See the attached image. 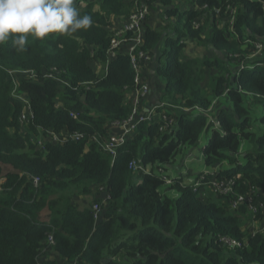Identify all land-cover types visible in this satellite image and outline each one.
<instances>
[{
	"label": "trees",
	"instance_id": "trees-1",
	"mask_svg": "<svg viewBox=\"0 0 264 264\" xmlns=\"http://www.w3.org/2000/svg\"><path fill=\"white\" fill-rule=\"evenodd\" d=\"M134 1L86 0L78 12L91 17L89 28L42 39L28 34L25 50L12 46V36L0 44V178H6L0 188V264H264V232L244 227L263 219L264 209H233L228 194L206 184L211 178L236 177L239 192L254 186L260 189L256 203L264 202V115L252 118L258 105L264 107V52L251 57L255 46L249 41L264 43V0L232 2L235 31L219 23L229 16L226 0H197L209 6L202 12L167 8L178 17L172 34L145 27L142 48L154 57L150 79L156 93L162 84L156 102L164 103L159 109L175 122L164 130L159 117L141 123L113 160L93 136L107 135L109 125L132 110L127 99L135 85L130 55L120 51L108 63V49L112 19L128 16ZM215 6L222 7L220 16ZM202 14L206 22L194 28ZM186 37L207 54L186 55L181 42ZM95 62L107 65V72L95 70ZM51 69L60 74L44 77ZM21 94L34 113L25 127ZM38 126L79 131L83 137L47 141L40 150L32 141ZM207 131L211 135L202 153L209 169L194 177L185 174L167 183L156 173L130 168L136 159L165 170L179 155L184 158L185 147L198 146ZM244 141L249 148L241 151ZM3 164L14 171L4 174ZM33 176L40 177L38 185ZM101 185L111 200L96 222L91 204L101 201ZM88 195L91 204L82 208L78 199ZM45 210L48 219L42 218ZM222 235L247 243L226 246Z\"/></svg>",
	"mask_w": 264,
	"mask_h": 264
},
{
	"label": "built area",
	"instance_id": "built-area-1",
	"mask_svg": "<svg viewBox=\"0 0 264 264\" xmlns=\"http://www.w3.org/2000/svg\"><path fill=\"white\" fill-rule=\"evenodd\" d=\"M228 3L227 10L229 11V16H224L220 18V25L229 27L232 31H235V21L237 18V8L232 3L234 0H226ZM86 5V0H81L79 6L83 7ZM209 6L208 4L202 5L201 9L205 10ZM214 13L217 16H220L222 7L215 6ZM151 12V6L149 4V0H135L132 12L128 16H123L121 23L118 26L113 25L111 31L113 32V37L111 40L110 47L108 49V63L111 59L116 57L118 53L124 52L130 55L132 68L135 70V85L133 89H129L127 93L128 102L132 105V110L130 114L122 120L112 122L109 125L108 134L104 136H93V140L98 143L99 147L102 148L103 151L109 153L113 160L116 159L119 153V149L127 142V140L131 139L140 124L146 121H151L155 117H159L164 120L165 125L161 127V130L167 128L170 124L175 122V118L169 115L165 110H160L159 108L164 106V103L156 104L155 106H151L150 108L145 107V102L149 98L152 92V83L146 72V67L152 61L153 54L143 49L142 46L145 43V23L148 19V16ZM203 21V20H200ZM196 28L199 27V23L197 19L194 21ZM195 28V27H194ZM186 38L182 39L181 42L185 43ZM254 44L255 50L251 53V57L261 54L264 52V43L261 40H249ZM240 54H235V56L239 57ZM244 64V60L241 61ZM100 63H98V71H100ZM102 70L107 72L108 68L106 66H102ZM11 73H14L10 70ZM22 74H30L35 77L37 74L33 70H23L19 71ZM55 74H60L59 71L51 69L50 72H46L44 77H56ZM18 99H20L25 104V109L20 115V121L22 126H27L31 124L32 119H34V113L29 102V99L26 95L21 94L17 95ZM72 115L77 116V113L72 112ZM26 129H22L25 131ZM83 137V133L79 131H64V132H55L52 129H44L43 127L38 126V132L33 136L32 141L35 143L36 148L43 150L44 144L47 141L51 142H64L68 139H81ZM130 168L135 171H142L144 173H156L167 182L168 176L166 175L163 167H157L156 165H147L144 166L140 164L136 159L130 161ZM3 178V179H2ZM6 178H0V188L1 183ZM33 182L35 185H38L40 182V177L33 176ZM204 179V176L201 177ZM237 178H211V180L205 181L206 184H209L210 188L213 190L228 194L230 196V205L231 208H238L241 205H246L253 212H257L260 208L264 209V202H260L257 204L255 200L256 194L260 191L259 188L254 186L250 187L245 192H239L236 186ZM201 185L200 179L195 183V190ZM99 193H97L98 198L101 199L100 202H94L91 204L93 210V216L95 221L97 222L103 216L104 207L108 205L111 200V194L108 188L104 185L99 187ZM96 195V196H97ZM94 199V195H93ZM260 220H254L250 224H252L251 232L254 234L257 231L264 232V227H262ZM261 225V226H260ZM51 243L54 244V238L50 237ZM220 241L223 245L230 247H240L245 245L247 242L245 240L241 241L236 238H232L230 236L222 235L220 236ZM64 264H81L79 261H68Z\"/></svg>",
	"mask_w": 264,
	"mask_h": 264
},
{
	"label": "clouds",
	"instance_id": "clouds-1",
	"mask_svg": "<svg viewBox=\"0 0 264 264\" xmlns=\"http://www.w3.org/2000/svg\"><path fill=\"white\" fill-rule=\"evenodd\" d=\"M92 23L89 15H80L74 0H0V44L12 36L18 50H25L28 34L38 39L49 33L70 35Z\"/></svg>",
	"mask_w": 264,
	"mask_h": 264
},
{
	"label": "crops",
	"instance_id": "crops-1",
	"mask_svg": "<svg viewBox=\"0 0 264 264\" xmlns=\"http://www.w3.org/2000/svg\"><path fill=\"white\" fill-rule=\"evenodd\" d=\"M170 3L166 4L165 0H149V4L151 6V12L148 16V19L145 23V27L147 25L155 28V29H161L164 30V34H172L173 33V28L178 20L177 15H169L166 10L169 7H179L181 12H185L188 11L190 9H194L198 10V11H203L201 9L202 5L197 4V0H169ZM123 17H121V19H116L113 18L112 22L113 24L115 23L116 26H118L121 23ZM207 19L206 14H202L198 19V23H199V27L204 25V23L206 22L205 20ZM118 20V21H117ZM203 20V21H200ZM194 27L196 28L195 24ZM185 53L186 55L190 56V57H202L204 56V54L202 56H199L198 54L196 55H191L194 54L196 51H198V48L200 49V51H202L203 47H201L199 44H197V42L195 40L189 39L186 37V41H185ZM154 58L152 59V61L148 64V66L146 67V72L150 78L151 75H154L155 73V69L153 68V66H151V64L154 62L153 61ZM98 63L95 62L94 66H97ZM103 72V70H102ZM151 80V79H150ZM153 87H152V92L151 95L149 96V98L146 100L145 102V107L146 108H150L151 106H155L157 104L156 100H157V93L156 90L154 89V83L151 81ZM175 166V167H174ZM224 167L229 166L228 164H223ZM166 170V175H172L173 178L176 177H180L183 175L185 176V174H187V176L190 177H194V174H197L198 172L204 171V169L194 172L191 168L188 171H183L181 167L178 166L177 162H175L173 165H169V166H165L164 167ZM209 169L208 167L205 168V170ZM85 197V196H83ZM79 197L78 202H84L83 198ZM84 208V207H82ZM261 225L262 227H264V218L261 221ZM260 225V226H261ZM245 229H252V224L250 223H246L245 224ZM62 264H64V261L61 262Z\"/></svg>",
	"mask_w": 264,
	"mask_h": 264
},
{
	"label": "rangeland",
	"instance_id": "rangeland-1",
	"mask_svg": "<svg viewBox=\"0 0 264 264\" xmlns=\"http://www.w3.org/2000/svg\"><path fill=\"white\" fill-rule=\"evenodd\" d=\"M74 5H75L77 10H79L81 8L79 5H77L75 3H74ZM113 25H115V23L114 24L112 23V26ZM201 47H203L202 51H200V49L198 48V51H196L194 54H191V55H196V54H198L199 56H202L203 54L206 55L207 52L205 50V47L204 46H201ZM97 69H98V67L95 66V70H97ZM100 72H102V66H100ZM209 78H210V76H209ZM156 82L157 81H155V83ZM159 86H161V89H162V84H159ZM161 89L157 87V91L159 93H160ZM262 115H264V107L261 106V105H258L257 108H256V111H254L252 113V118L253 119H257V118H259ZM256 122H257L256 126H257V124H260L259 121H256ZM263 130H264V128H262V131ZM210 135H211V131L204 132L201 135V137H200L198 146H196V147H189V146L185 147L184 148V158H183L182 155H179L177 157L175 162H177L178 166L181 167L183 171H188L190 168L194 172L200 171L201 169L205 170V168L208 165L204 162L202 148L204 147L205 143L209 140ZM247 148H249V143H248V141H244L243 144H242V147H241V151H243V150H245ZM183 159H184V162H183ZM3 166H4V174H7V173H9L11 171H14L12 169V167H10L8 165H4L3 164ZM156 166L158 168L161 167V165H156ZM167 176H168V179H167L168 182L173 181L175 179V178H173L172 175H167ZM82 198H83L84 202H80V206L81 207H89L90 204H91V201H92V196L88 195V196H85V197H82ZM42 218L43 219H48L49 218L48 217V210L43 211Z\"/></svg>",
	"mask_w": 264,
	"mask_h": 264
}]
</instances>
